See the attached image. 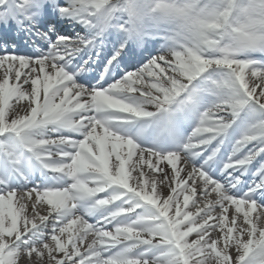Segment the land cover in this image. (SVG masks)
<instances>
[{"label":"snow or ice","instance_id":"obj_1","mask_svg":"<svg viewBox=\"0 0 264 264\" xmlns=\"http://www.w3.org/2000/svg\"><path fill=\"white\" fill-rule=\"evenodd\" d=\"M0 264H264V0H0Z\"/></svg>","mask_w":264,"mask_h":264}]
</instances>
